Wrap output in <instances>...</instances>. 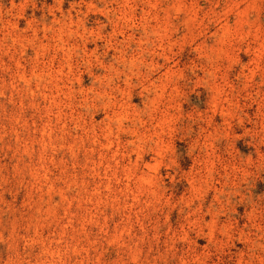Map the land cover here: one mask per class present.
I'll return each instance as SVG.
<instances>
[{"label": "rangeland", "instance_id": "374dc122", "mask_svg": "<svg viewBox=\"0 0 264 264\" xmlns=\"http://www.w3.org/2000/svg\"><path fill=\"white\" fill-rule=\"evenodd\" d=\"M0 264H264V0H0Z\"/></svg>", "mask_w": 264, "mask_h": 264}]
</instances>
